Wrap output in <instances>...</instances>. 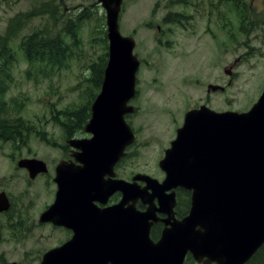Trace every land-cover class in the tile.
<instances>
[{
  "label": "water",
  "instance_id": "water-1",
  "mask_svg": "<svg viewBox=\"0 0 264 264\" xmlns=\"http://www.w3.org/2000/svg\"><path fill=\"white\" fill-rule=\"evenodd\" d=\"M122 3L98 1L105 10L109 59L84 127L90 136L68 140L74 160L55 168L56 200L39 218L40 224L73 229L75 235L47 251L40 264H184L190 254L198 264H247L264 245V91L244 113L219 114L206 106L188 111L159 164L166 172L162 183L142 174L133 183L118 179L115 165L137 137L125 116L135 113L129 102L138 91L141 65L136 40L119 29ZM18 165L30 179L48 172L35 158ZM179 187L191 194L182 220L174 218V192L166 194ZM116 192L122 201L105 206ZM140 199L144 211L135 208ZM11 206L0 191V212ZM158 222L165 227L152 241L150 230Z\"/></svg>",
  "mask_w": 264,
  "mask_h": 264
},
{
  "label": "rangeland",
  "instance_id": "rangeland-1",
  "mask_svg": "<svg viewBox=\"0 0 264 264\" xmlns=\"http://www.w3.org/2000/svg\"><path fill=\"white\" fill-rule=\"evenodd\" d=\"M48 1L65 8L66 17L92 7L95 19L83 25L79 34L81 46L66 66L49 68L43 63L33 70H45L46 75H40L39 82L28 77L29 66L20 44L26 35L43 28L44 20L36 18L11 42L17 60L12 68L14 83L6 99H27L22 112L15 111L11 116L23 117L36 131L27 145L0 141V190L12 202L9 212L0 214V264H6L3 259L9 264H39L48 250L70 239L63 228L39 223L40 216L56 200L55 168L68 158L71 148L69 138L54 117L64 110H79L91 99L87 92L97 96L101 91V86L98 91L86 82L93 63L104 55L105 45L93 32L102 24L106 29L105 10L95 5L98 0H0V34L16 15ZM173 1L122 3L119 29L123 36L135 38L134 52L141 64L136 75L138 93L131 102L136 113L127 117L138 138L129 149V156L116 168L118 177L125 181L139 173L163 180L165 175L159 162L190 109L205 105L219 113H243L252 108L264 91V0L237 3L257 11L260 25L251 29L242 9L235 12L231 1L187 0L188 5ZM169 14H181L182 26L163 24ZM225 69H230L232 75ZM103 75L104 72L102 78ZM209 85L225 89L207 94ZM84 133L83 128L75 137H89ZM30 158L43 160L48 172L30 179L28 172L18 165L19 160Z\"/></svg>",
  "mask_w": 264,
  "mask_h": 264
},
{
  "label": "trees",
  "instance_id": "trees-1",
  "mask_svg": "<svg viewBox=\"0 0 264 264\" xmlns=\"http://www.w3.org/2000/svg\"><path fill=\"white\" fill-rule=\"evenodd\" d=\"M231 1L235 6V12L242 9V16L249 24V28H258L260 23L258 13L254 8L243 4V7L238 5L243 0H226ZM173 3L177 5H188L187 0H175ZM238 3V4H237ZM97 5V4H96ZM92 7H86L80 10L72 17H66L65 8L54 3V1L43 2L30 11L16 15L9 21V25L4 33L0 34V141L12 142L15 145H27L35 133V128L24 120L23 117H12L11 114L15 111H21L25 108L27 99L16 97V99L7 100L6 93L14 83L13 67L16 63L15 53L11 42L20 35V31L26 25L41 18L45 25L43 28H37L31 34L26 35L20 44V49L28 63L27 75L33 80L39 82L40 75H46L45 70L39 68L38 73L33 70L38 69L39 65L46 63L49 68H60L67 65V62L74 56L76 50L81 46L80 30L86 21L95 19ZM94 16V17H93ZM163 24L182 26V15L169 14L168 17L162 20ZM94 34L98 35L100 42L105 45L103 49L104 55L100 57L98 63H93L91 67L90 77H87L86 82H89L94 89L99 91L102 84V74L106 68V58L108 57V41L107 30L105 24H102L97 29H94ZM53 70V69H52ZM91 99L88 104L82 105L79 110L73 109L71 112L64 110L59 115L54 117V121L58 122L64 131V136L73 138L77 132H81L84 125L89 121L91 100L93 101L96 95L92 92H87V98ZM81 134V133H79ZM43 134H40V136ZM41 140H44L41 137ZM48 141V140H47ZM184 195V194H183ZM247 264H264V245L258 252L247 262Z\"/></svg>",
  "mask_w": 264,
  "mask_h": 264
},
{
  "label": "flooded vegetation",
  "instance_id": "flooded-vegetation-1",
  "mask_svg": "<svg viewBox=\"0 0 264 264\" xmlns=\"http://www.w3.org/2000/svg\"><path fill=\"white\" fill-rule=\"evenodd\" d=\"M136 48V47H135ZM220 91V90H219ZM219 91H216L217 93L219 92ZM216 92H213V94H215ZM209 92H207V94H208ZM201 106V105H200ZM199 107V106H198ZM75 138H81V137H75ZM70 153H69V155H68V158L66 159L67 161H69V160H74L73 159V153H74V151H73V149H71L70 148ZM121 165V162H119V163H117L116 165H115V170H116V168H118L119 166ZM116 172V171H115ZM117 174V173H116ZM139 174H142V175H146V176H149V177H152V176H150V175H148V174H144V173H139ZM164 175L166 176V174L164 173ZM135 176H137V174L136 175H134L133 177H131V179H129V180H127V181H129V182H134V177ZM165 176H164V178H165ZM117 178H119L118 177V174H117V176H116ZM154 178V177H153ZM163 178V179H164ZM119 179H121V178H119ZM159 181V180H158ZM161 182H163V180L162 181H159V183H161ZM138 185H140L142 188H144V187H146L147 186V184H146V182L145 181H143V180H139V181H137L136 182ZM172 192H174V194H175V208H174V218L176 219V220H182V219H184V217L185 216H187L188 215V212H189V210H190V208H191V206H190V204H191V194H190V192L189 191H184L182 188H176L174 191H167L166 192V194H172ZM184 194V195H183ZM122 199H123V197H122V194L120 193V192H116L115 194H113L112 196H111V198L109 199V201H108V203L105 205V206H115L116 204H118V203H120L121 201H122ZM156 204H157V200H156ZM97 205L99 206V207H101V208H104V206L102 205V204H99V203H97ZM135 208L138 210V211H140V210H142V211H144V210H146L147 209V206L146 205H144L143 204V202H142V200L140 199L139 201H137L136 202V204H135ZM8 212H0V214H7ZM9 215V214H8ZM166 214H160V213H158V217L160 218V219H163V220H165V218H166ZM164 227H165V225H164V223H162V222H158V223H156V224H154L153 225V227L151 228V240L152 241H157L160 237H161V235H162V233H163V229H164ZM64 229V228H63ZM64 230H66V229H64ZM67 232H68V234L70 235V239H72L73 237H74V230L73 229H69V230H66ZM70 239L68 240V241H70ZM67 242V241H66ZM3 257H5V255L3 256ZM3 262H5L6 264H9V262L8 261H6L5 259H3L2 260ZM190 261H192V262H194V260H193V258L190 256V255H188L187 257H186V260H185V262H184V264H189L190 263ZM12 264V263H11Z\"/></svg>",
  "mask_w": 264,
  "mask_h": 264
}]
</instances>
